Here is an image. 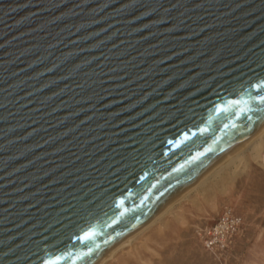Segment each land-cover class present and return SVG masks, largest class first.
<instances>
[{
    "label": "water",
    "instance_id": "water-1",
    "mask_svg": "<svg viewBox=\"0 0 264 264\" xmlns=\"http://www.w3.org/2000/svg\"><path fill=\"white\" fill-rule=\"evenodd\" d=\"M260 97L264 0H0V264H95L264 127Z\"/></svg>",
    "mask_w": 264,
    "mask_h": 264
},
{
    "label": "rangeland",
    "instance_id": "rangeland-1",
    "mask_svg": "<svg viewBox=\"0 0 264 264\" xmlns=\"http://www.w3.org/2000/svg\"><path fill=\"white\" fill-rule=\"evenodd\" d=\"M249 148L234 156L228 168L202 177V185L105 264H264V166L252 159ZM225 211L240 217L241 226L228 247L213 254L202 247L195 231L214 224Z\"/></svg>",
    "mask_w": 264,
    "mask_h": 264
},
{
    "label": "bare ground",
    "instance_id": "bare-ground-1",
    "mask_svg": "<svg viewBox=\"0 0 264 264\" xmlns=\"http://www.w3.org/2000/svg\"><path fill=\"white\" fill-rule=\"evenodd\" d=\"M263 133H264V127L261 128L257 133H255L252 137H250L247 141H245L242 145H240L236 150H234L226 158H224L221 162H219L215 167H213L203 177H206V176L208 177V175L213 174L214 172L219 171L222 168L227 167L228 165L231 166L228 163L229 162L232 163V161H233L232 159L234 158V156L237 158V155L239 154V152H241L242 149H244L246 147L247 148L250 147L249 149L251 151H249V152L251 153L250 155L252 156V159L255 160L256 162L261 163L262 159H264V147H263V144L264 143H263V136H262ZM237 164L233 166V169L231 171H234L237 168V166H238ZM216 174H218V173H216ZM212 176H214V175H212ZM200 179L198 181L201 183ZM204 179H201V180H204ZM198 181L195 182L192 186H190L186 191H184L180 196H178L174 201H172L168 206H166L162 211H160L150 221H148L145 225H143L140 229H138L134 234H132L129 238H127L124 242H122L120 245H118L115 249H113L110 253H108L106 256H104L102 259H100L95 264H105L119 250H121V249L129 246L130 242L134 239V237L136 236V234H138L139 232L143 231L146 227H148L154 221H156L167 210V208L171 207L173 204H175L176 202H178L179 200H181V198L183 199V197L186 195V193H188L189 191H191V189L194 190L193 187H195L196 185L197 186H198V184L199 185H202Z\"/></svg>",
    "mask_w": 264,
    "mask_h": 264
},
{
    "label": "built area",
    "instance_id": "built-area-1",
    "mask_svg": "<svg viewBox=\"0 0 264 264\" xmlns=\"http://www.w3.org/2000/svg\"><path fill=\"white\" fill-rule=\"evenodd\" d=\"M264 166V159L261 161ZM241 219L230 211L221 213L214 224L196 229L195 233L202 247L213 254L223 252L238 233Z\"/></svg>",
    "mask_w": 264,
    "mask_h": 264
},
{
    "label": "snow or ice",
    "instance_id": "snow-or-ice-1",
    "mask_svg": "<svg viewBox=\"0 0 264 264\" xmlns=\"http://www.w3.org/2000/svg\"><path fill=\"white\" fill-rule=\"evenodd\" d=\"M260 99L262 101H264V97H260ZM85 238H88V237H85ZM48 264H58V262H56V261H49Z\"/></svg>",
    "mask_w": 264,
    "mask_h": 264
}]
</instances>
